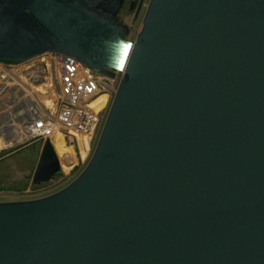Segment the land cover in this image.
<instances>
[{"label":"water","instance_id":"obj_1","mask_svg":"<svg viewBox=\"0 0 264 264\" xmlns=\"http://www.w3.org/2000/svg\"><path fill=\"white\" fill-rule=\"evenodd\" d=\"M123 2L0 0L1 61L121 76L80 174L0 202V264H264V0H150L135 41Z\"/></svg>","mask_w":264,"mask_h":264},{"label":"built area","instance_id":"obj_2","mask_svg":"<svg viewBox=\"0 0 264 264\" xmlns=\"http://www.w3.org/2000/svg\"><path fill=\"white\" fill-rule=\"evenodd\" d=\"M119 82L57 53L0 61V153L39 145L40 155L49 141L68 182L89 162Z\"/></svg>","mask_w":264,"mask_h":264},{"label":"rangeland","instance_id":"obj_3","mask_svg":"<svg viewBox=\"0 0 264 264\" xmlns=\"http://www.w3.org/2000/svg\"><path fill=\"white\" fill-rule=\"evenodd\" d=\"M142 22L143 18L136 24L129 39L133 41L136 40L137 35L142 29ZM38 147L39 145H36L23 151L10 150L5 154L6 157L0 160V185L2 188L6 189L3 192L7 193L3 196L0 194V200L14 198L18 201H26L44 198L66 187L83 170H80L79 173L68 182L59 184L49 191L33 194L31 185L33 184L32 180L39 160V154H36Z\"/></svg>","mask_w":264,"mask_h":264},{"label":"flooded vegetation","instance_id":"obj_4","mask_svg":"<svg viewBox=\"0 0 264 264\" xmlns=\"http://www.w3.org/2000/svg\"><path fill=\"white\" fill-rule=\"evenodd\" d=\"M150 0H124L118 13V20L127 26L129 36L133 33L136 24L144 17Z\"/></svg>","mask_w":264,"mask_h":264},{"label":"trees","instance_id":"obj_5","mask_svg":"<svg viewBox=\"0 0 264 264\" xmlns=\"http://www.w3.org/2000/svg\"><path fill=\"white\" fill-rule=\"evenodd\" d=\"M1 61V60H0ZM8 151H5V152H2L0 153V160L2 158L5 157V154L7 153ZM38 153V151L36 150V154ZM38 155V154H37ZM64 181V178L62 177V175H57L55 176L50 182L48 183H42V184H32L31 185V188H32V193L33 194H38V193H41V192H46V191H49L53 188H55L56 186H58L59 184L63 183ZM6 189L2 188L1 185H0V192H3L5 191Z\"/></svg>","mask_w":264,"mask_h":264},{"label":"crops","instance_id":"obj_6","mask_svg":"<svg viewBox=\"0 0 264 264\" xmlns=\"http://www.w3.org/2000/svg\"><path fill=\"white\" fill-rule=\"evenodd\" d=\"M2 193H3V194H2ZM2 193H0L1 196L7 194V193H4V192H2ZM10 201H18V200H17V199H14V198H9V199H3V200H0V202H10Z\"/></svg>","mask_w":264,"mask_h":264}]
</instances>
